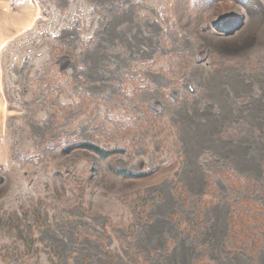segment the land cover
Returning a JSON list of instances; mask_svg holds the SVG:
<instances>
[{
	"label": "rangeland",
	"instance_id": "1",
	"mask_svg": "<svg viewBox=\"0 0 264 264\" xmlns=\"http://www.w3.org/2000/svg\"><path fill=\"white\" fill-rule=\"evenodd\" d=\"M0 264H264V0H0Z\"/></svg>",
	"mask_w": 264,
	"mask_h": 264
},
{
	"label": "trees",
	"instance_id": "2",
	"mask_svg": "<svg viewBox=\"0 0 264 264\" xmlns=\"http://www.w3.org/2000/svg\"><path fill=\"white\" fill-rule=\"evenodd\" d=\"M89 147H92L93 149H95L98 153H100L102 156H106L107 152H104L103 150H100L98 147L95 146H91L89 145Z\"/></svg>",
	"mask_w": 264,
	"mask_h": 264
}]
</instances>
